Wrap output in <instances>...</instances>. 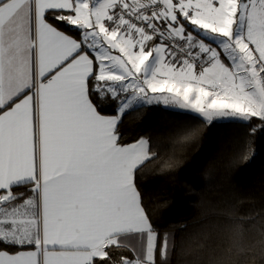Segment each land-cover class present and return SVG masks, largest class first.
Returning a JSON list of instances; mask_svg holds the SVG:
<instances>
[{
    "label": "snow or ice",
    "instance_id": "6c2138e0",
    "mask_svg": "<svg viewBox=\"0 0 264 264\" xmlns=\"http://www.w3.org/2000/svg\"><path fill=\"white\" fill-rule=\"evenodd\" d=\"M161 102L264 129V0H0V264H171L139 184L161 158L119 130ZM219 229L213 264H264V224Z\"/></svg>",
    "mask_w": 264,
    "mask_h": 264
},
{
    "label": "trees",
    "instance_id": "16d2710c",
    "mask_svg": "<svg viewBox=\"0 0 264 264\" xmlns=\"http://www.w3.org/2000/svg\"><path fill=\"white\" fill-rule=\"evenodd\" d=\"M104 110L111 114L110 106ZM259 124L255 117L207 122L158 104L123 117V142L147 137L161 158L148 165L139 184L154 225L169 233L171 264H213L223 254L219 224L225 209L255 217L257 228L264 224V129ZM192 130L194 137L181 139ZM167 159L174 167L161 170Z\"/></svg>",
    "mask_w": 264,
    "mask_h": 264
},
{
    "label": "rangeland",
    "instance_id": "374dc122",
    "mask_svg": "<svg viewBox=\"0 0 264 264\" xmlns=\"http://www.w3.org/2000/svg\"><path fill=\"white\" fill-rule=\"evenodd\" d=\"M150 105H157V104H156V103H153V104H150ZM158 105H161V106L164 107V108H168V107L171 106V105H165V104H163L162 102L159 103ZM144 106H147V105H144ZM172 107H173V106H172ZM180 111L191 112V113H192V111H191L190 109H185V110L180 109ZM198 115H199V114H198ZM203 119H204V118H203ZM213 120H215V121H236L237 119H235V118L223 117V118H214ZM242 122H244V121H242Z\"/></svg>",
    "mask_w": 264,
    "mask_h": 264
},
{
    "label": "crops",
    "instance_id": "0c3cea01",
    "mask_svg": "<svg viewBox=\"0 0 264 264\" xmlns=\"http://www.w3.org/2000/svg\"><path fill=\"white\" fill-rule=\"evenodd\" d=\"M171 105V104H170ZM148 106V105H147ZM173 106V107H172ZM168 108H170V109H174V110H180L181 108H179V106H177V105H171L170 107H168ZM182 110H185V109H182ZM193 113V112H192ZM196 114V113H195ZM198 115V114H197ZM237 121H240V120H238L237 119Z\"/></svg>",
    "mask_w": 264,
    "mask_h": 264
}]
</instances>
